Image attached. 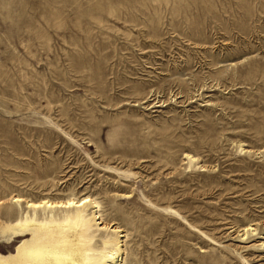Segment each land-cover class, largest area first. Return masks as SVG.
Returning a JSON list of instances; mask_svg holds the SVG:
<instances>
[{
  "label": "rangeland",
  "instance_id": "1",
  "mask_svg": "<svg viewBox=\"0 0 264 264\" xmlns=\"http://www.w3.org/2000/svg\"><path fill=\"white\" fill-rule=\"evenodd\" d=\"M71 196L123 264H264V0H0V219Z\"/></svg>",
  "mask_w": 264,
  "mask_h": 264
},
{
  "label": "bare ground",
  "instance_id": "2",
  "mask_svg": "<svg viewBox=\"0 0 264 264\" xmlns=\"http://www.w3.org/2000/svg\"><path fill=\"white\" fill-rule=\"evenodd\" d=\"M187 158L191 164L197 160ZM12 200L19 214L11 221L0 219V233L11 243L22 239L14 252L0 254V264H123V230L103 221L100 205L91 197L25 204L19 197Z\"/></svg>",
  "mask_w": 264,
  "mask_h": 264
}]
</instances>
